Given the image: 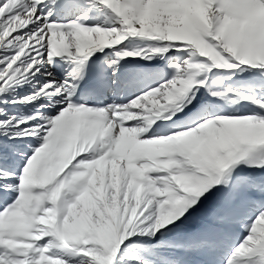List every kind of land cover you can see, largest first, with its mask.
I'll return each instance as SVG.
<instances>
[{
	"label": "snow or ice",
	"instance_id": "1",
	"mask_svg": "<svg viewBox=\"0 0 264 264\" xmlns=\"http://www.w3.org/2000/svg\"><path fill=\"white\" fill-rule=\"evenodd\" d=\"M0 264H264V0H0Z\"/></svg>",
	"mask_w": 264,
	"mask_h": 264
}]
</instances>
